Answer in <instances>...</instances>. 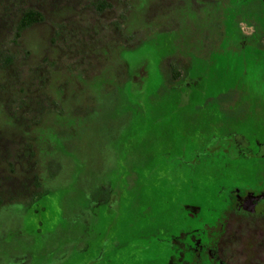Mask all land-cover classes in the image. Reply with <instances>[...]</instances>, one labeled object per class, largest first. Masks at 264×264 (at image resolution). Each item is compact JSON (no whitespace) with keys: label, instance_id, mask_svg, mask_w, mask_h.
<instances>
[{"label":"rangeland","instance_id":"rangeland-1","mask_svg":"<svg viewBox=\"0 0 264 264\" xmlns=\"http://www.w3.org/2000/svg\"><path fill=\"white\" fill-rule=\"evenodd\" d=\"M53 1L56 5V0H0V173L4 152L11 161L23 155L22 168L14 165L17 173L6 184L17 188L32 180L56 186L57 215L75 213L85 201L83 188L103 180V172L113 167L109 161L132 160L134 167L147 169L180 127L191 135L220 137L234 127L264 126V5L259 1L241 7L240 0H133L129 28L138 33L132 50L121 49L122 35L111 30L93 38L97 25L83 22L88 0H57L59 18H66L60 25L71 34L68 40L60 36V48H50ZM35 5L47 21L16 35L12 13L16 17ZM112 17L104 13L98 19ZM171 49L195 63L191 71L200 78L203 95L188 99L179 88L189 92L193 82L178 87L167 81L169 69L157 65ZM15 188L11 195L20 189ZM20 212L17 205L1 213L0 238L6 227L12 238L17 234ZM6 245L0 247V264L10 260L12 245Z\"/></svg>","mask_w":264,"mask_h":264},{"label":"flooded vegetation","instance_id":"flooded-vegetation-1","mask_svg":"<svg viewBox=\"0 0 264 264\" xmlns=\"http://www.w3.org/2000/svg\"><path fill=\"white\" fill-rule=\"evenodd\" d=\"M57 2H51L49 12L52 49L60 48L61 35L62 40L70 37L66 24L60 25L66 18H59ZM132 8L133 0H88L83 22L97 25L93 38L111 30L122 35L117 42L121 49L132 50L138 33L129 28ZM18 12L15 17L11 11L18 36L48 19L36 5ZM28 13L35 21L22 26ZM104 13H111L112 20L98 19ZM128 38L133 41L126 42ZM88 55L90 60L93 55ZM10 60L6 57L4 64ZM160 65L169 69L170 84L193 82L189 92L179 88L186 98L204 94L200 78L191 71L195 63L178 57L175 49L159 58ZM248 115L250 124L252 113ZM181 128L147 169L134 167L132 160L109 161L108 168L113 167L103 172V180L83 188L85 201L66 218L53 211L59 208L56 186L33 185L31 180L11 195L15 187L6 183L17 173L14 165L22 168L24 159L18 154L11 161L4 152L0 215L11 206L21 211L17 234L12 238L6 227L0 238L3 249L12 245L7 264H264V126L234 127L220 137L198 131L191 135ZM63 188L73 191L70 185Z\"/></svg>","mask_w":264,"mask_h":264},{"label":"trees","instance_id":"trees-1","mask_svg":"<svg viewBox=\"0 0 264 264\" xmlns=\"http://www.w3.org/2000/svg\"><path fill=\"white\" fill-rule=\"evenodd\" d=\"M255 1H259L261 4H263L264 5V2L263 1H260V0H240L237 4H238V6H243L244 4H246V3H253V2H255ZM23 21L24 22H22V26H27V25H30V24H32L34 21H35V17L33 16V14L32 13H28L26 16H25V18L23 19ZM240 41H242L241 43H246L247 41H245V40H240ZM252 41H256V38L254 37L253 38V40ZM7 65V66H6ZM9 67H10V61H9V64H4V70H6L5 68H7V70L9 69ZM1 87H3V86H1ZM2 89V88H1ZM2 95V94H1ZM21 107V105L18 107V108H20Z\"/></svg>","mask_w":264,"mask_h":264}]
</instances>
